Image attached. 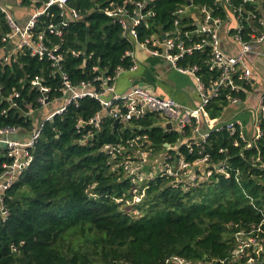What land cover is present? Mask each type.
I'll use <instances>...</instances> for the list:
<instances>
[{
    "label": "trees",
    "instance_id": "1",
    "mask_svg": "<svg viewBox=\"0 0 264 264\" xmlns=\"http://www.w3.org/2000/svg\"><path fill=\"white\" fill-rule=\"evenodd\" d=\"M137 1L69 0L67 9L77 10L80 17L69 21L62 36L50 33L48 26L61 24L67 12L62 15L63 10L53 6L49 16L39 19L38 31L45 32L50 47L60 46L62 70L73 85L88 82L101 91L103 80L98 77L114 74L118 66L129 69L133 65L135 43L106 11L119 6L134 15ZM232 2L243 5L244 14L254 6L243 0ZM22 4L30 6L32 0H22ZM203 6L227 21V12L217 8L215 0H193L191 5L188 0H155L143 9L144 13L152 9L155 15L136 27L139 40L172 30L174 12L181 7L190 11L181 18V27L197 28L191 13L200 17ZM0 28L3 33L9 31L1 9ZM247 33L245 26L244 40L249 39ZM209 50L181 61L198 65L206 84L220 75L207 64ZM36 77L51 88L50 100L62 99L61 71L47 58L24 52L0 69V128L15 127L20 135L33 130L35 116L28 111L41 108V92L32 86ZM242 84L239 91L225 88L212 100L207 106L212 119L222 116L233 99H247L252 82ZM14 91L20 97L15 98L18 106L11 108L6 97ZM102 109L101 100L86 96L51 120H43L41 135L30 149L29 165L5 191L9 213L5 218L0 213V264H166L174 256L199 264H236L238 232L252 234L262 244V249H250L240 263L264 264V120L258 138L248 135L245 139L237 125L234 133L210 131L205 142L194 144L191 150L183 141L195 135V121L184 133L166 128L156 113L126 124L106 116L99 127L89 125ZM136 136H146L145 145L153 153L169 144V162L183 158L193 164L207 155V162L193 166L198 174L195 184L174 176L136 184L122 167L116 168L103 147ZM9 162L0 145V172ZM187 174L183 171L180 179ZM137 194L143 197L131 205Z\"/></svg>",
    "mask_w": 264,
    "mask_h": 264
},
{
    "label": "built area",
    "instance_id": "2",
    "mask_svg": "<svg viewBox=\"0 0 264 264\" xmlns=\"http://www.w3.org/2000/svg\"><path fill=\"white\" fill-rule=\"evenodd\" d=\"M2 1L0 0V9L5 13L9 31L3 33L0 28V35L4 42L3 47L0 46V69L16 61L21 53L28 52L31 56H37L39 59L47 58L51 60L52 66L61 71L64 93L59 103H57V99L50 100L51 88L43 84L40 77L32 80V86L41 92L38 98L41 108L38 110L45 111L43 120H51L55 114L65 111L67 105L71 102H77L83 97L90 96L101 100L103 106L102 111L98 112L88 122L89 125L94 127H99L106 116L126 124L133 119L143 118L148 113H156L162 118L164 126L170 123L172 130L184 133L185 129L195 121L197 123V126L193 129L195 135L183 141L186 142L187 147L191 150V146L194 144L205 142L209 132L212 130L227 129L234 133L237 125L242 128L240 120L215 124L213 122L214 119L207 112V106L221 94L223 89L230 88L231 90L239 91L242 88V82L252 81L254 72L247 56L256 53L264 58V0H243L244 3L254 5L246 10V14L243 13V5L235 6L232 0H215L217 8H223L227 12V21L220 15L213 14L214 10L212 8L203 6L199 9L200 17H196V13H191L197 20L195 22L197 28L192 30L185 29L189 24L181 27V18L190 14L188 7H181L174 12V27L164 33L165 37L155 35L144 40H139L136 27L147 17L155 15L152 9L146 13L143 12V9L155 0H139L135 2L136 11L134 15L124 7L119 6L106 11L109 16L120 23L124 30V35L134 43H138L148 54L161 57L169 61L178 71L191 73L195 76L200 97V102L195 107L182 104L172 97H162L142 85L134 86L125 94H116L115 82L126 70L122 66H118L112 75L98 77V79L103 80V89L101 91L96 90L88 82L73 85L67 73L62 70L64 57L63 54L59 53L60 46L54 45L50 47L45 39V32L42 30L38 31L37 28L39 19L45 15L49 16L51 8L57 6L63 10L62 15H66V12L68 13V18L59 25L50 23L48 30L54 35L62 36L63 28L69 24V21L80 17L77 10L67 9L69 0H32V4L29 6L32 11L25 23H20L8 7L2 4ZM190 2L192 4L193 0H190ZM223 26H226L225 30L228 32L229 37L238 46V51L235 54L228 53L222 47L221 29ZM245 26L249 36L247 40H244L241 34ZM232 29L235 30V33L230 34ZM208 47L210 50L207 64L210 70H217L220 75L218 78L211 80L209 84H206L203 76L198 73L200 70L198 65H182L181 61L197 51L203 52ZM136 66L133 63L129 69L134 70ZM18 97H20V92L18 91H14L9 97H6L10 102L11 108L18 106L15 101V98ZM232 102L237 103L239 101L233 99ZM53 103L59 104V106L53 105L54 107L49 108ZM38 110L31 109L28 111V115L35 116L36 121L31 131L32 137L29 140L11 138V134L18 132L15 127L0 128V143L3 144L2 147L6 156L11 159V162L4 164L5 170L0 172V213L4 218L9 213L5 204V191L19 177L23 169L29 165L31 160L30 149L41 135L43 120L36 118ZM252 113L256 131L251 137L258 138L261 135L260 124L264 120V93L259 98L257 109L253 110ZM203 123L206 124L207 128L205 131H202ZM79 124L83 125V122L80 121ZM242 136L248 139V134L243 130ZM146 140V136H136L126 142L106 144L103 150L111 155L116 168L122 167L127 172V175L134 180H142L150 175L143 171V166L151 160L152 155V149L145 145ZM165 146L171 148L169 144H165ZM117 158H120V160L118 161ZM169 159H171V155L169 153L165 154L162 163L157 164L160 170L158 177L174 176L178 181L195 184L198 174L193 166H199L207 162L208 156L202 157L193 164L186 162L183 158L175 162H169ZM154 166L156 167V165ZM183 171H187L188 174L184 180H181L180 177ZM236 238L237 246L233 255L235 261L237 258L246 256L250 249H262L259 239L252 234L238 232ZM166 264L199 263L174 256L168 258Z\"/></svg>",
    "mask_w": 264,
    "mask_h": 264
},
{
    "label": "crops",
    "instance_id": "3",
    "mask_svg": "<svg viewBox=\"0 0 264 264\" xmlns=\"http://www.w3.org/2000/svg\"><path fill=\"white\" fill-rule=\"evenodd\" d=\"M22 0H3L2 4L11 5L10 10L20 23H25L31 14V8L24 6ZM226 26L221 29L222 47L225 51L235 54L238 46L233 43L225 30ZM134 63L137 65L134 70L126 69L115 82L116 94L122 95L130 91L136 85H142L150 88L152 91L162 97H172L176 101L195 107L200 102L195 76L191 73H182L175 69L171 63L161 57L148 54L138 43L135 42V48L132 52ZM248 60L253 68L252 91L244 101L250 105L254 102L252 109L244 108L239 110L244 102L230 103L225 107L222 116L214 118L215 124L227 123L230 121L240 120L242 130L252 135L256 129L253 124V110L257 109L259 98L264 93V58L256 53L249 54ZM59 104L56 105V107ZM51 110V109H50ZM230 114L232 116L230 117ZM229 116V117H228ZM250 125V126H249ZM249 126V127H248ZM252 127V130H251ZM249 128L251 132H247Z\"/></svg>",
    "mask_w": 264,
    "mask_h": 264
},
{
    "label": "rangeland",
    "instance_id": "4",
    "mask_svg": "<svg viewBox=\"0 0 264 264\" xmlns=\"http://www.w3.org/2000/svg\"><path fill=\"white\" fill-rule=\"evenodd\" d=\"M7 7H8V9L9 10H13V8L11 7V5H7ZM58 100H60L61 101V99H58ZM57 103H59V101H57ZM56 105V103L54 104H51L50 106H49V108H51V107H54V106ZM242 105V106H241ZM253 105H255V103L254 102H251L250 103V105H248V103H242V104H240L239 106H241L240 108H239V110H244V108H250V109H252V108H254V107H252ZM246 108V109H247ZM45 111L44 110H38V113H37V115H38V117H40V118H38V119H40V120H43L44 119V113ZM232 116V114H230V117ZM229 117V116H228ZM250 126V125H249ZM248 126V127H249ZM245 129H247V132H251V130H252V127H251V130L249 129V128H245ZM21 134V132H17V133H13V134H11L10 135V137L11 138H17V139H20V138H25V140H29V139H31V137H32V132H27V133H25L26 135H20ZM20 135V136H19ZM0 145L1 146H3V144H1L0 143ZM168 149H169V147H166V149H162V150H160V151H157V152H152V155H151V160H149L148 161V163L146 162L145 164H144V168H143V171L144 172H147L146 174H150L148 177H146V178H143L142 180H134V182L136 183V184H144V183H148L149 181H151V180H154V179H156L157 177H158V175H159V173H160V170H159V166H157V164H161L162 163V161H163V159H164V156H165V154H168L169 152H168ZM157 157V158H156ZM154 165H156V167L154 166ZM162 166V165H161ZM163 167V166H162ZM204 168V167H203ZM195 169V168H194ZM151 175H153V176H151ZM149 178V179H148ZM144 193V192H143ZM143 197V194L142 195H140V194H137V195H135L134 196V198H133V201H131V202H129L131 205H134L135 203H137V202H139L140 200H141V198ZM241 261V258H237V260L235 261V262H237L236 264H244V263H240V261Z\"/></svg>",
    "mask_w": 264,
    "mask_h": 264
},
{
    "label": "water",
    "instance_id": "5",
    "mask_svg": "<svg viewBox=\"0 0 264 264\" xmlns=\"http://www.w3.org/2000/svg\"><path fill=\"white\" fill-rule=\"evenodd\" d=\"M188 4L189 5L191 4L190 0H188ZM163 37H165V34H163ZM116 122H118V121H116ZM166 127L169 129H172V125L170 123H168Z\"/></svg>",
    "mask_w": 264,
    "mask_h": 264
},
{
    "label": "bare ground",
    "instance_id": "6",
    "mask_svg": "<svg viewBox=\"0 0 264 264\" xmlns=\"http://www.w3.org/2000/svg\"><path fill=\"white\" fill-rule=\"evenodd\" d=\"M149 179V178H148Z\"/></svg>",
    "mask_w": 264,
    "mask_h": 264
}]
</instances>
